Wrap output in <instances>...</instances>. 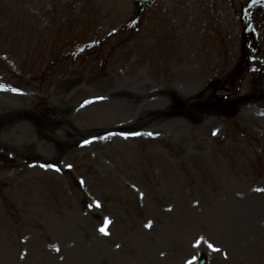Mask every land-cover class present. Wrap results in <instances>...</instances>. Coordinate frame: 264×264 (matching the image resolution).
Instances as JSON below:
<instances>
[{
	"label": "rangeland",
	"instance_id": "1",
	"mask_svg": "<svg viewBox=\"0 0 264 264\" xmlns=\"http://www.w3.org/2000/svg\"><path fill=\"white\" fill-rule=\"evenodd\" d=\"M257 189L264 0H0V264H264Z\"/></svg>",
	"mask_w": 264,
	"mask_h": 264
},
{
	"label": "snow or ice",
	"instance_id": "2",
	"mask_svg": "<svg viewBox=\"0 0 264 264\" xmlns=\"http://www.w3.org/2000/svg\"><path fill=\"white\" fill-rule=\"evenodd\" d=\"M13 91H17L16 89H13ZM132 135H141L140 133H133ZM149 136L153 135L152 133H148ZM125 138L127 139V136H125ZM85 143H89V141H86ZM40 167H44V168H54L55 171L59 172L60 169L58 167H55L54 165H40ZM71 167V165H69V168ZM81 184H83V181H81ZM257 191H264V189H257ZM97 207H100L99 203L96 204ZM106 223H110V221H106ZM150 227V225H149ZM99 231L104 234V235H108L109 233L106 231V229L104 227L100 228ZM196 247H199V243L195 245ZM208 248H211L213 251H220L219 249L215 248L213 244L209 243L208 244ZM58 250V249H57ZM197 257H192L191 259L187 260L186 264H196L197 261Z\"/></svg>",
	"mask_w": 264,
	"mask_h": 264
},
{
	"label": "water",
	"instance_id": "3",
	"mask_svg": "<svg viewBox=\"0 0 264 264\" xmlns=\"http://www.w3.org/2000/svg\"><path fill=\"white\" fill-rule=\"evenodd\" d=\"M137 1L139 2L140 9H144L145 7H147L152 2V0H137ZM230 105L231 104L226 105V108L228 109V107Z\"/></svg>",
	"mask_w": 264,
	"mask_h": 264
},
{
	"label": "bare ground",
	"instance_id": "4",
	"mask_svg": "<svg viewBox=\"0 0 264 264\" xmlns=\"http://www.w3.org/2000/svg\"><path fill=\"white\" fill-rule=\"evenodd\" d=\"M212 31H213V30H212ZM215 33H216V35H219V32H218V29H217V28H216V30H215ZM211 34H212V33H210V34H209V36H212ZM211 38H212V37H210V38L206 39L205 41H207V40H209V41H210V40H211ZM205 41H204V42H205Z\"/></svg>",
	"mask_w": 264,
	"mask_h": 264
}]
</instances>
